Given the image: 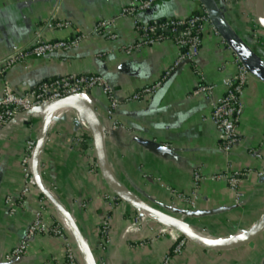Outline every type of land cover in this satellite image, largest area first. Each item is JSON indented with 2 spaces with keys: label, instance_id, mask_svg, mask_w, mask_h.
<instances>
[{
  "label": "crops",
  "instance_id": "1",
  "mask_svg": "<svg viewBox=\"0 0 264 264\" xmlns=\"http://www.w3.org/2000/svg\"><path fill=\"white\" fill-rule=\"evenodd\" d=\"M210 1L245 46L248 56L244 62L251 73L243 95L240 141L227 154L218 149L219 133L211 114L214 102L225 93L223 80L234 74L237 52L221 34L218 38L208 32L199 54L178 65L180 50L171 40L127 57L122 48L135 43L138 35L131 17L118 16L129 0H0V61L9 56L13 47L30 43L53 14L71 26L45 32V40H69L75 32L86 35L70 51L14 65L0 77V99L6 86L23 92L50 78L101 75L122 100L120 107L111 112L101 89H93L89 97L104 132V153L111 177L145 203L179 218L208 239L219 241L249 232L263 218L264 178L245 183V198L240 204L227 184L220 181L207 179L202 184L196 192L195 209L180 203L170 190L194 192V173L198 169L209 178L227 168L260 167L253 151L264 153V29L257 17L258 0ZM200 7L196 0H165L138 18L146 24L187 19ZM261 9L264 17V0ZM103 20L115 21L118 40L95 33ZM167 70H171L170 76L151 100L125 102ZM198 73L215 86L211 96L195 93L200 84ZM77 117L85 120L80 108L62 107L50 118L39 160L44 185L72 213L98 264H162L172 251L173 238L167 234L152 240L154 232L150 228L144 230L135 224L140 211L119 199L106 184L99 166L96 168L91 130L83 129ZM114 121L124 128L114 130ZM42 126V113L35 110L32 115L15 117L0 130V264L64 263V241L47 235L31 240L26 254L7 258L24 240L39 208V196H43L33 186L25 208L9 216L5 198L19 195L23 185L21 158L26 143L37 141ZM75 138L81 142L76 144ZM150 143L167 150H155ZM113 194L119 201L115 203L112 238L101 249L100 226L107 213L105 197ZM54 213L62 219L56 210ZM146 218L149 226L161 225L151 216ZM70 237L78 264H88L71 232ZM172 264H264V233L247 245L228 250L207 249L190 242L183 255L172 259Z\"/></svg>",
  "mask_w": 264,
  "mask_h": 264
},
{
  "label": "built area",
  "instance_id": "2",
  "mask_svg": "<svg viewBox=\"0 0 264 264\" xmlns=\"http://www.w3.org/2000/svg\"><path fill=\"white\" fill-rule=\"evenodd\" d=\"M165 0H129V3L122 8L118 17H131L134 20L138 40L133 44H127L122 48L125 56L130 57L134 53L147 47L156 45L165 40L174 42L180 55L176 62L178 65L183 60L194 59L200 51L204 36L210 32L220 38V33L213 24L210 14L201 3L200 10L187 19H166L164 21H154L150 24L139 20L138 15L150 10L156 3ZM69 21H60L53 14L45 23L42 29L36 31L33 40L23 47H13L12 52L5 59L0 61V77L16 64L26 63L33 59H46L57 52H67L76 48L85 34L75 32L69 40H51L44 38L45 32H55L69 28ZM95 33L105 36L110 40H118L119 34L115 29L114 20L100 21ZM222 44H228L222 40ZM235 71L234 74L223 80L225 93L218 98L212 108V120L214 121L219 133L218 149L224 153H229L231 149L240 141L239 124L244 113L243 95L249 83L250 71L242 62L237 54H234ZM171 70L164 72L156 82L139 90L125 102L148 101L157 93L164 82L170 76ZM200 84L196 89V94L211 96L215 86L205 82L201 73H198ZM99 88L108 98V105L111 112L116 111L122 104L107 80L98 74H70L56 78L41 81L35 88H28L23 92L14 90L11 86L4 89L3 98L0 99V130L5 127L12 119L19 115L28 116V112L38 110L42 113V108L59 100L73 96L89 98L93 89ZM83 129H88L86 120H80ZM124 126L118 122H113V129H123ZM36 140H29L26 143L24 154L21 158V176L23 185L18 196L8 195L5 198V204L8 208L10 217L17 215L18 211L25 208L27 196L31 193L34 186L33 175L31 171L32 155L36 146ZM74 142L79 144L80 138H75ZM93 151V149H91ZM253 154L260 162L258 169L236 170L227 168L224 172L211 177H205L201 169L194 173V192L184 194L176 190H170L173 196L182 204L190 209L197 206L198 196L196 192L202 184L210 179L227 184L231 190L235 202L240 204L245 198L244 185L253 179L264 178V153L260 150H254ZM98 168V165H96ZM107 204V213L100 226L99 247L105 249L111 242L112 231L114 227V214L117 201L119 199L113 195L105 197ZM121 201V200H120ZM122 202V201H121ZM54 208L44 196H39V208L34 214L32 222L28 225L26 236L21 244L15 248L8 259L24 255L27 252L31 240L39 235H47L59 238L64 241V263L78 264L75 254L74 244L70 237V231L67 224L54 213ZM146 213L140 212L134 219L135 224H140L141 228L147 230L150 228L154 233L152 240L169 234L174 241L171 253H168L162 264H172V259L185 253L190 244V240L178 231L161 223V225L149 226L146 221Z\"/></svg>",
  "mask_w": 264,
  "mask_h": 264
},
{
  "label": "water",
  "instance_id": "3",
  "mask_svg": "<svg viewBox=\"0 0 264 264\" xmlns=\"http://www.w3.org/2000/svg\"><path fill=\"white\" fill-rule=\"evenodd\" d=\"M262 0H258L257 4V17L259 24L264 29V17L262 15ZM229 44L232 48L237 52V55L245 64V57L248 56V52H246V48L244 45L238 41L234 34L230 35ZM246 65V64H245ZM247 67V66H246ZM248 68V67H247ZM249 70V68H248ZM62 107H77L83 111V116L86 122L88 123L89 129L91 130V134L94 141V147L97 155L98 166L102 173V176L112 190V192L123 202L129 204L140 212L146 213L151 217L158 219L162 224L171 227L172 229L178 231L183 236L188 238L191 243H194L198 246L213 249V250H228L235 249L238 247H242L247 245L254 240H256L260 235L264 233V216L258 222V224L249 232L238 236L237 238H232L229 240H210L203 236V234L193 230L186 223L180 220L177 217H174L162 210H159L144 201L140 198L134 196L130 192L121 188L111 177L108 167L106 164V158L104 153V132L99 120V117L96 113L95 107L90 102L89 98H83L79 96L69 97L63 100L55 101L45 107L42 108V116H43V126L40 133V136L37 139L36 146L32 155V175L34 186H36L39 192L46 197L51 206L59 213L61 218L67 224L69 231L74 236L77 241L82 253L88 264H98L95 254L92 251L89 243L87 242L85 236L83 235L81 229L79 228L74 216L72 213L61 203V201L54 196V194L44 185L41 179V171H40V156L42 153L43 146L47 139L48 134V124L52 114L59 108ZM35 113V110L29 111L27 114L32 115ZM155 150H167L163 146L150 143Z\"/></svg>",
  "mask_w": 264,
  "mask_h": 264
},
{
  "label": "trees",
  "instance_id": "4",
  "mask_svg": "<svg viewBox=\"0 0 264 264\" xmlns=\"http://www.w3.org/2000/svg\"><path fill=\"white\" fill-rule=\"evenodd\" d=\"M201 3L204 6V8L208 11V13L210 14L211 20L213 24L215 25V27L217 28V30L219 31V33L222 35L224 40L227 43H229L230 35L232 34V32L229 30V28L225 24L220 12L216 10V8L214 7V5L212 4L210 0H201Z\"/></svg>",
  "mask_w": 264,
  "mask_h": 264
},
{
  "label": "bare ground",
  "instance_id": "5",
  "mask_svg": "<svg viewBox=\"0 0 264 264\" xmlns=\"http://www.w3.org/2000/svg\"><path fill=\"white\" fill-rule=\"evenodd\" d=\"M65 110V109H64ZM204 236V235H203ZM204 237H206V236H204ZM207 238V237H206Z\"/></svg>",
  "mask_w": 264,
  "mask_h": 264
},
{
  "label": "rangeland",
  "instance_id": "6",
  "mask_svg": "<svg viewBox=\"0 0 264 264\" xmlns=\"http://www.w3.org/2000/svg\"><path fill=\"white\" fill-rule=\"evenodd\" d=\"M158 220V219H157Z\"/></svg>",
  "mask_w": 264,
  "mask_h": 264
}]
</instances>
